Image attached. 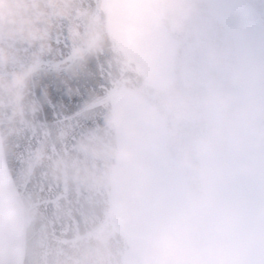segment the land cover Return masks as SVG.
Masks as SVG:
<instances>
[{"label": "water", "instance_id": "95a60500", "mask_svg": "<svg viewBox=\"0 0 264 264\" xmlns=\"http://www.w3.org/2000/svg\"><path fill=\"white\" fill-rule=\"evenodd\" d=\"M153 1L160 10L164 41L175 47L174 74L180 61L186 67V55L198 59L205 76L223 77L233 67H246L235 34L214 15L211 0H196L182 32L170 28L165 0ZM241 1L264 33V0ZM109 2L0 0V12L31 9L39 25L37 35L0 30V53L6 54L0 56V78L21 75L13 91H0V157L16 152L25 137H35L20 153L22 174L41 188L59 186L63 196L55 226L32 252L33 264H126V256L135 252L116 229L113 215L115 173L121 163L113 152L121 142L111 117L120 97L136 104L152 102L161 83L150 79L117 40ZM209 48L222 52L226 64L209 68L204 55ZM45 105L55 109L50 121L39 118ZM162 150L175 167L174 150L164 133ZM175 168L189 192L190 175ZM36 212L31 197L16 209L24 223Z\"/></svg>", "mask_w": 264, "mask_h": 264}, {"label": "clouds", "instance_id": "9594fccd", "mask_svg": "<svg viewBox=\"0 0 264 264\" xmlns=\"http://www.w3.org/2000/svg\"><path fill=\"white\" fill-rule=\"evenodd\" d=\"M195 9L196 0H165L170 28L182 32ZM0 30L37 35L39 25L31 9H21L0 12ZM149 55L163 62L167 53L161 44ZM204 55L209 68L226 64L217 49ZM20 79L19 73L0 78V91H13ZM154 97L139 104L143 127L123 109L113 114L111 123L123 127L129 141L118 143L113 154L130 169L147 171L134 145L146 133L162 131L175 167L190 175L191 186L186 200L148 238L144 264H264V208L251 213L245 191L254 182L264 186V73L236 66L223 77L194 79L187 70L182 80L163 77Z\"/></svg>", "mask_w": 264, "mask_h": 264}, {"label": "rangeland", "instance_id": "374dc122", "mask_svg": "<svg viewBox=\"0 0 264 264\" xmlns=\"http://www.w3.org/2000/svg\"><path fill=\"white\" fill-rule=\"evenodd\" d=\"M216 12L225 18L238 36L247 66L264 73V52L262 34L256 26L255 18L240 0H214ZM112 29L121 44L158 80L165 77L166 61H154L150 51L159 47V34L152 20L156 18L155 6L151 0H113ZM155 28V29H154ZM128 118L143 127L140 108L130 106L124 99L118 102ZM121 136L129 142L123 127ZM157 131L146 133L143 140L134 146L141 151L149 169L136 171L126 164L120 168L115 196V214L120 228L137 243L139 251L128 258V264H144L143 255L148 238L158 231L173 212L184 201L173 186V177L157 165L153 156ZM249 198V211L254 215L264 208V186L251 183L245 188Z\"/></svg>", "mask_w": 264, "mask_h": 264}, {"label": "snow or ice", "instance_id": "6c2138e0", "mask_svg": "<svg viewBox=\"0 0 264 264\" xmlns=\"http://www.w3.org/2000/svg\"><path fill=\"white\" fill-rule=\"evenodd\" d=\"M53 111V107L45 105L39 118L50 121ZM35 142V137L31 141L25 137L16 152L0 158V264H33V250L58 219V205L63 198L59 186L41 188L35 179L22 174L20 153L24 146ZM27 197L35 200L37 212L24 223L17 218L16 209Z\"/></svg>", "mask_w": 264, "mask_h": 264}, {"label": "flooded vegetation", "instance_id": "af4514ba", "mask_svg": "<svg viewBox=\"0 0 264 264\" xmlns=\"http://www.w3.org/2000/svg\"><path fill=\"white\" fill-rule=\"evenodd\" d=\"M170 69V68H169ZM169 72V76H171V73H170V71H168Z\"/></svg>", "mask_w": 264, "mask_h": 264}]
</instances>
